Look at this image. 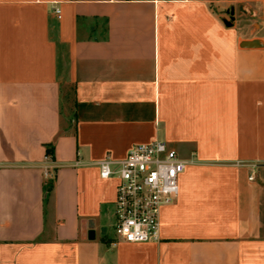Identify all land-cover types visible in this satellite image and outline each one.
Segmentation results:
<instances>
[{"label": "crops", "instance_id": "crops-1", "mask_svg": "<svg viewBox=\"0 0 264 264\" xmlns=\"http://www.w3.org/2000/svg\"><path fill=\"white\" fill-rule=\"evenodd\" d=\"M236 1L0 0V264H264V26ZM155 141L176 199L114 247L98 163Z\"/></svg>", "mask_w": 264, "mask_h": 264}, {"label": "built area", "instance_id": "built-area-1", "mask_svg": "<svg viewBox=\"0 0 264 264\" xmlns=\"http://www.w3.org/2000/svg\"><path fill=\"white\" fill-rule=\"evenodd\" d=\"M43 164L47 174L56 168L48 154ZM98 166L102 178L119 179L110 244L159 241L161 210L174 203L186 162L166 142L155 141L134 145L122 160L106 157Z\"/></svg>", "mask_w": 264, "mask_h": 264}, {"label": "rangeland", "instance_id": "rangeland-1", "mask_svg": "<svg viewBox=\"0 0 264 264\" xmlns=\"http://www.w3.org/2000/svg\"><path fill=\"white\" fill-rule=\"evenodd\" d=\"M233 7L235 9L236 16L242 19V23L245 22V24H248L256 31H259V25L264 26V0H237L233 3ZM230 18L232 19V17ZM253 25H255V27ZM70 99L71 98H69V102H71ZM67 100H63L65 112L68 111L66 106ZM68 107L70 109L71 104H69Z\"/></svg>", "mask_w": 264, "mask_h": 264}, {"label": "water", "instance_id": "water-1", "mask_svg": "<svg viewBox=\"0 0 264 264\" xmlns=\"http://www.w3.org/2000/svg\"><path fill=\"white\" fill-rule=\"evenodd\" d=\"M231 15L234 14V8L231 9ZM229 24V22L226 21ZM231 24V23H230ZM241 47L243 48H258L261 47V41L259 39L245 40L241 42Z\"/></svg>", "mask_w": 264, "mask_h": 264}, {"label": "trees", "instance_id": "trees-1", "mask_svg": "<svg viewBox=\"0 0 264 264\" xmlns=\"http://www.w3.org/2000/svg\"><path fill=\"white\" fill-rule=\"evenodd\" d=\"M52 183V182H51ZM50 187H52V184L50 185Z\"/></svg>", "mask_w": 264, "mask_h": 264}]
</instances>
